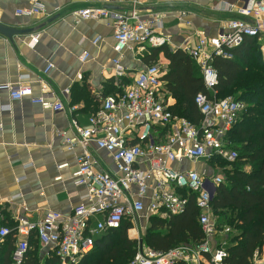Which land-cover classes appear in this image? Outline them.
Wrapping results in <instances>:
<instances>
[{"label": "built area", "instance_id": "1", "mask_svg": "<svg viewBox=\"0 0 264 264\" xmlns=\"http://www.w3.org/2000/svg\"><path fill=\"white\" fill-rule=\"evenodd\" d=\"M107 1L118 5L127 2ZM237 2L240 6L229 5L228 10L241 18L228 21L226 30L217 37L196 31L198 42L188 51L200 70L205 87V92L198 93L195 98L202 114L198 125L171 111L161 66L154 64L140 70L131 85L124 86L121 92L100 97V107L90 116L86 126L73 120L69 131L58 132L68 151L77 145L82 148L72 180L74 186L84 188L85 193L81 203L69 215L50 210L42 220L18 218L15 227H0V248L8 237L13 236L16 240L13 264H24L32 238L53 251L59 264H78L93 251L96 238L102 234L126 224L131 225L130 233L143 227L142 223H148L152 217L181 215L186 211L191 195L199 209L203 241L195 246L183 245L159 252L139 239L131 264H203L204 255L210 256V264H223L227 253L222 243L217 245L214 241L220 232L212 220V202L225 178L210 169H193L192 166L214 159L233 162L238 158L228 136L246 106L233 97H217L219 76L213 63L217 57L232 59V51L249 39L257 40L264 59V0ZM131 3L133 6L126 11L94 7L73 13L77 23L109 19L113 22L117 56L112 59V65L119 87L127 77L123 62L126 53H142L148 47L162 48L171 43L170 38L159 31L162 19L144 16L139 8L142 0ZM46 14L44 0H31L30 6L16 10V16L28 19ZM34 41L33 47L38 43V37ZM101 41L98 37L93 44ZM90 58L85 52L80 62L85 64ZM52 69L54 66L48 64L44 74L48 76ZM28 79L21 77L18 84L6 86L11 102L29 98L32 104L45 110L68 112L45 80H40L41 93L36 96ZM78 79L82 80L81 74ZM64 94L68 96L70 89L64 90ZM8 109L10 106L5 110ZM91 148L107 154L113 170L102 168ZM185 162L190 165L187 170L183 169ZM65 167L66 164L59 168ZM253 264H264V248L262 252H256Z\"/></svg>", "mask_w": 264, "mask_h": 264}, {"label": "crops", "instance_id": "2", "mask_svg": "<svg viewBox=\"0 0 264 264\" xmlns=\"http://www.w3.org/2000/svg\"><path fill=\"white\" fill-rule=\"evenodd\" d=\"M30 2L0 0V25L14 32L11 37L0 34V227H14L18 218L42 220L50 210L69 215L81 203L85 189L74 186L72 175L82 148L77 145L68 151L58 132L69 131L73 120L82 126L89 123L91 112L86 110L84 101L89 95L81 94L84 87L90 93L89 101L100 107V97L131 85L137 73L148 66L143 57L153 49L148 47L142 53L125 54L123 62L127 77L119 87L112 65V59L117 56L113 22L109 19L77 23L73 13L94 7L126 11L133 6L132 0L119 5L107 0H44L46 15L32 19L16 16V10L30 6ZM229 5L240 6L237 0H142L139 8L147 18L153 15L162 19L159 31L171 40L163 48L188 53L198 42L196 31L217 37L226 30L228 21L241 18L228 10ZM182 13L186 16L181 17ZM36 37L38 43L33 47ZM98 37L102 41L94 45L93 41ZM85 52L91 58L82 64L80 57ZM48 64L54 69L46 76L44 70ZM157 64L164 77L169 61L163 52ZM79 74L82 80L78 79ZM21 77H29L36 96L41 93L40 80H45L68 112L45 110L32 104L29 98L11 102L6 86L18 84ZM66 89H70L68 96L64 94ZM167 99L170 107L175 104L170 94ZM7 106L10 109L5 110ZM91 150L100 159L102 168L113 170L107 154L94 148ZM202 163L193 167L202 169ZM65 164L67 167L59 168ZM228 241L227 235L222 246H227ZM36 245L44 263L50 249L39 242ZM15 248V238L8 237L0 248V264L8 256L13 264Z\"/></svg>", "mask_w": 264, "mask_h": 264}, {"label": "trees", "instance_id": "3", "mask_svg": "<svg viewBox=\"0 0 264 264\" xmlns=\"http://www.w3.org/2000/svg\"><path fill=\"white\" fill-rule=\"evenodd\" d=\"M161 52L169 61L163 81L175 101L171 111L198 125L202 114L195 98L198 93L205 92L199 68L188 53L182 50L172 52L163 47L151 49L143 60L147 65L157 64ZM232 54V59L217 57L214 60L219 76L217 97L224 99L233 94L245 104L246 109L228 136L238 158L230 162L233 167L227 171L225 182L217 190L212 212L219 219L218 230L224 223L230 227L223 264H253L256 252H262L264 248V59L255 39L247 40ZM81 94L89 95L84 99L86 110H90L91 115L96 113L99 104L89 101L87 87L81 90ZM130 228L131 225L126 224L96 238L93 251L78 264H131L138 242L128 236ZM146 232L145 245L159 252L201 243L204 234L195 197L190 196L188 207L181 215L150 218ZM34 239H31L25 264H42L36 245L39 241ZM209 260L210 256L204 255L203 264H210ZM3 264H12L11 257L4 258ZM44 264H59L53 251L49 252Z\"/></svg>", "mask_w": 264, "mask_h": 264}, {"label": "rangeland", "instance_id": "4", "mask_svg": "<svg viewBox=\"0 0 264 264\" xmlns=\"http://www.w3.org/2000/svg\"><path fill=\"white\" fill-rule=\"evenodd\" d=\"M231 97L235 98V96L232 94ZM233 148V145L231 146ZM221 161H216V162H203L201 165H200V168H207V169H210L211 171H213L214 173H220L224 176H226V173L229 169H231L233 167V163H230L228 161H225V160H222V159H219ZM183 169L184 170H187L190 168V165H188V162H185L184 165H183ZM193 169H195V167L192 166ZM218 217H214L212 216V220L213 222H216V226H217V223L219 222V219H217ZM224 223V222H223ZM143 227H139L137 230H135V232L133 233H128V236L137 241L140 239V240H143L144 241V238H145V235H146V230H147V227H148V223L146 222H143L142 223ZM218 228V226H217ZM219 230L221 231H218L220 232V234L218 235V237H216V240H217V245L218 243H224L226 241V236H227V232H229L230 230V227L228 224H223V226H219ZM226 246V245H225ZM44 264V263H42Z\"/></svg>", "mask_w": 264, "mask_h": 264}, {"label": "water", "instance_id": "5", "mask_svg": "<svg viewBox=\"0 0 264 264\" xmlns=\"http://www.w3.org/2000/svg\"><path fill=\"white\" fill-rule=\"evenodd\" d=\"M13 33V30H9L8 28H5L4 26L0 25V34H3L7 37H11ZM140 242L142 243L143 240H140Z\"/></svg>", "mask_w": 264, "mask_h": 264}, {"label": "bare ground", "instance_id": "6", "mask_svg": "<svg viewBox=\"0 0 264 264\" xmlns=\"http://www.w3.org/2000/svg\"><path fill=\"white\" fill-rule=\"evenodd\" d=\"M133 232H135V231H131L130 234L133 233Z\"/></svg>", "mask_w": 264, "mask_h": 264}]
</instances>
